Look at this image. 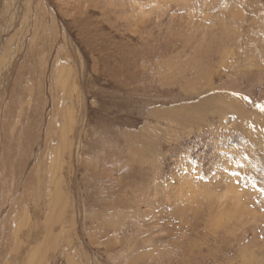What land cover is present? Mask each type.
<instances>
[{"label": "rangeland", "instance_id": "1", "mask_svg": "<svg viewBox=\"0 0 264 264\" xmlns=\"http://www.w3.org/2000/svg\"><path fill=\"white\" fill-rule=\"evenodd\" d=\"M0 264H264V0H0Z\"/></svg>", "mask_w": 264, "mask_h": 264}]
</instances>
